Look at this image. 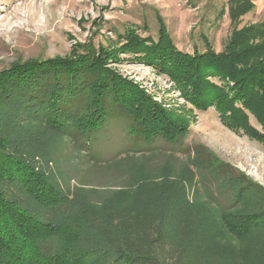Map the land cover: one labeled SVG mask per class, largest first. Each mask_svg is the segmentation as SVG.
<instances>
[{"label": "rangeland", "instance_id": "rangeland-1", "mask_svg": "<svg viewBox=\"0 0 264 264\" xmlns=\"http://www.w3.org/2000/svg\"><path fill=\"white\" fill-rule=\"evenodd\" d=\"M248 1L253 9L233 20L226 0H0V72L31 60L69 57L79 46L107 47L133 28L157 41L160 24L177 51L204 53L206 41L219 53L234 33L264 25V0ZM130 58L120 54L109 68L177 117L181 139L176 146L157 140L155 151L124 157L119 144L110 142L126 141V130L118 134L110 127L99 134L97 148L103 161L122 162L107 172L71 142L50 139L32 146L34 152L52 151L46 170L58 178L60 173L59 183L72 195L54 223L55 251L82 256L102 241L103 226L157 218L193 234L200 264H264V228L240 222L245 204L234 207L243 186L231 181L240 173L264 188V141L232 125L230 113L195 106L168 75ZM237 107L245 124L264 136L262 118Z\"/></svg>", "mask_w": 264, "mask_h": 264}, {"label": "trees", "instance_id": "trees-1", "mask_svg": "<svg viewBox=\"0 0 264 264\" xmlns=\"http://www.w3.org/2000/svg\"><path fill=\"white\" fill-rule=\"evenodd\" d=\"M226 1L233 20L253 9L248 0ZM116 37L107 47L79 46L69 57L31 60L0 72V264H200L193 234L157 218L103 226L102 241L82 256L55 251L54 223L72 195L59 183L60 173L58 178L46 170L54 161L52 151L34 152L32 146L50 139L71 142L107 172L122 162L103 161L97 148L99 134L110 127L118 134L126 130L122 141L130 145L110 142L119 144L124 157L155 151L157 140L176 146L182 136L177 117L109 68L120 54L165 73L189 102L230 113L232 125L264 141L237 107L264 122V25L234 33L219 53L206 41L204 53L177 51L162 24L157 41L134 28ZM231 181L243 186L234 207L245 204L240 222L264 228V188L240 173Z\"/></svg>", "mask_w": 264, "mask_h": 264}]
</instances>
